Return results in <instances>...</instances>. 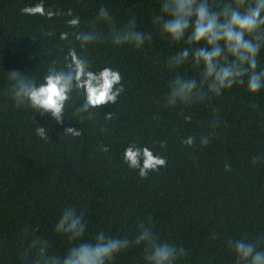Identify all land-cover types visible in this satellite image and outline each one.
I'll use <instances>...</instances> for the list:
<instances>
[{"label":"trees","instance_id":"16d2710c","mask_svg":"<svg viewBox=\"0 0 264 264\" xmlns=\"http://www.w3.org/2000/svg\"><path fill=\"white\" fill-rule=\"evenodd\" d=\"M101 6L118 28L134 15L138 30L151 33L152 41L135 49L109 38L82 49L75 34L90 30ZM159 8L160 0H0V264H21L25 228L47 239L53 255H64L73 242L54 228L66 206L84 212L86 240L101 231L131 239L137 222L151 216L161 240L186 249L177 264H235L229 239L264 236V161L252 162L264 155V90L252 94L246 85H235L204 102L166 106L168 82L178 74L199 79L200 69L190 62L167 66L187 45L161 35L152 23ZM76 16L79 28L67 23ZM110 28L95 24L105 37ZM62 33L68 38L61 39ZM72 49L93 71L120 72L124 92L117 104L94 109L96 118L81 122L74 113L84 97L74 91L60 124L5 94L8 71L43 83L49 66L63 68ZM259 67L264 68V49ZM213 109L220 124L201 147V135L212 133ZM109 111L114 116L106 120ZM39 126L49 139L36 135ZM67 127L82 134L65 135ZM188 135L196 136L192 147L181 143ZM131 144L166 157L167 166L141 178L124 162ZM113 264H145L143 247L120 253Z\"/></svg>","mask_w":264,"mask_h":264},{"label":"clouds","instance_id":"9594fccd","mask_svg":"<svg viewBox=\"0 0 264 264\" xmlns=\"http://www.w3.org/2000/svg\"><path fill=\"white\" fill-rule=\"evenodd\" d=\"M68 15L72 16L71 10ZM99 21L111 25L107 37L96 31L95 24ZM67 23L79 28L80 19L76 16ZM152 23L171 42L187 45L167 59L170 69L189 62L193 68L200 69L199 79L178 74L168 82L169 90L164 101L166 106L204 102L212 96L219 97L223 91L235 85H246L252 94L264 90V68L259 67V56L264 49V0H160L159 13L153 15ZM89 28V31L75 34L82 49L109 38L113 45H131L141 49L153 39L151 33L138 30L134 15L124 27H116L104 6L100 7ZM67 38V33L61 34V39ZM66 61L63 68H57L53 62L40 84L22 75L19 70L8 71L11 84L5 94L10 95L17 106L30 107L41 115L50 114L60 124L64 123L65 106L74 91L82 93L84 97L74 113L81 122L95 119L97 113L94 109L110 103L117 104L118 97L124 92L123 77L118 70L105 67L93 71L89 61L74 49L69 51ZM213 111L212 133L201 135V147L208 145L210 136L220 124L219 110ZM113 116L111 111L105 113L106 120H111ZM186 119L190 120L191 117ZM63 133L74 137L82 134L76 127H67ZM36 135L49 139L47 129L42 126L37 127ZM195 141V135H188L181 143L192 147ZM160 147L166 148L167 142L161 141ZM101 150L107 152L108 148L102 145ZM123 158L131 169L138 170L141 178H147L150 172L167 166V158L154 153L147 146L131 144L125 149ZM261 161H264V155L252 158L253 164ZM225 170L231 172V166L225 164ZM137 227L138 231L131 239L109 236L101 231L91 240H86L84 212L78 213L76 208L66 206L54 228L57 234L73 242L65 254L53 255L47 239L34 236L29 228H25L22 239L28 243L20 253V261L21 264H113L117 255L133 246L143 247L145 264H177L180 258L187 255L182 245L160 239L151 216L138 221ZM216 236L213 233V239ZM261 244H264V236L254 241L246 236L228 240L229 249L236 254L235 264H264V249L259 247Z\"/></svg>","mask_w":264,"mask_h":264}]
</instances>
